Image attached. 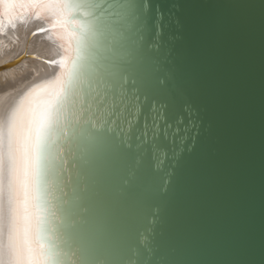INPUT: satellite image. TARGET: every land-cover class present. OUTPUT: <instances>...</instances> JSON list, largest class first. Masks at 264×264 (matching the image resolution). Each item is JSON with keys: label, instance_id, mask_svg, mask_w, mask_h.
Wrapping results in <instances>:
<instances>
[{"label": "water", "instance_id": "water-1", "mask_svg": "<svg viewBox=\"0 0 264 264\" xmlns=\"http://www.w3.org/2000/svg\"><path fill=\"white\" fill-rule=\"evenodd\" d=\"M148 2L153 17L157 8L163 15L162 35L156 37L153 30L148 40L159 48L145 51L135 67L145 111L153 102L161 106L156 141L161 151L153 154L152 141L145 145L148 151L137 150L133 140L127 155L117 153L102 171L89 173L87 199L95 205L97 192L107 194L102 258L109 264H264V0ZM20 21L35 25L31 36L41 35L52 59L47 61L51 69L37 75L14 103L54 78L63 54L51 21L35 10H16L11 22L0 11V34ZM194 44L202 54L195 82ZM24 56L1 64L0 70ZM64 158L69 161L65 175L74 178L71 157ZM209 159L221 161L223 168L205 206L199 190ZM125 179L128 190L121 193ZM64 191L71 199L72 187ZM154 210L158 215L150 223ZM141 234L148 236L150 257Z\"/></svg>", "mask_w": 264, "mask_h": 264}, {"label": "snow or ice", "instance_id": "snow-or-ice-1", "mask_svg": "<svg viewBox=\"0 0 264 264\" xmlns=\"http://www.w3.org/2000/svg\"><path fill=\"white\" fill-rule=\"evenodd\" d=\"M16 9L49 19L63 54L54 78L30 89L0 122V264H109L102 258L107 194L97 192L93 205L87 177L117 153L127 155L133 140L137 150L148 151L152 141L153 154L161 151V106L153 102L145 111L135 62L158 50L148 37L153 30L162 35L163 15L157 8L153 17L148 0H0L9 22ZM201 59L194 44V82ZM64 157H71L74 178L65 175ZM222 168L219 160L205 162L201 204H211ZM128 185L123 180L119 191ZM169 185L165 179L162 195ZM157 215L154 210L150 223ZM141 246L150 257L145 234Z\"/></svg>", "mask_w": 264, "mask_h": 264}, {"label": "bare ground", "instance_id": "bare-ground-1", "mask_svg": "<svg viewBox=\"0 0 264 264\" xmlns=\"http://www.w3.org/2000/svg\"><path fill=\"white\" fill-rule=\"evenodd\" d=\"M13 26L8 29L6 35L0 34V65L22 53H26V56L19 64L0 70V122L16 105L14 99L18 97V94L30 87L42 71L51 69L47 61L52 59V56L45 41L40 40L41 35L31 36L35 25H26L20 21ZM31 51L33 56L29 58ZM14 75L24 78L20 88L11 80Z\"/></svg>", "mask_w": 264, "mask_h": 264}, {"label": "rangeland", "instance_id": "rangeland-1", "mask_svg": "<svg viewBox=\"0 0 264 264\" xmlns=\"http://www.w3.org/2000/svg\"><path fill=\"white\" fill-rule=\"evenodd\" d=\"M32 56L33 55H32V51H31V53L29 54V58L32 57ZM11 78H12L11 80H13L14 83L20 88L21 87V84H22V81L24 80L23 76L20 77L18 75H14Z\"/></svg>", "mask_w": 264, "mask_h": 264}]
</instances>
